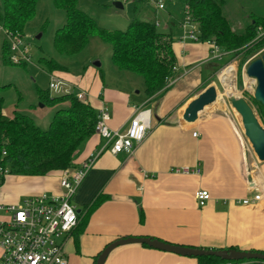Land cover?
Segmentation results:
<instances>
[{
	"label": "crops",
	"instance_id": "0c3cea01",
	"mask_svg": "<svg viewBox=\"0 0 264 264\" xmlns=\"http://www.w3.org/2000/svg\"><path fill=\"white\" fill-rule=\"evenodd\" d=\"M170 33L175 36L173 30ZM180 36L174 44L178 60L174 76L152 98L146 97L144 82L137 77L126 81L122 74L126 72L119 70H112L109 83L100 74L86 82L72 76L70 69L55 72L84 91L97 111L108 106L107 124L113 132L125 133L140 111H150L151 128L132 154L114 155L111 145L95 134L77 156L76 170L103 149L73 198L79 222L64 242L68 264H95L110 244L130 237L204 250L264 251V199L251 206L237 204L253 196L255 184L264 185V162L251 152L234 116L224 108L207 107L194 124L183 122L190 103L215 86L223 68L220 62L228 55L221 49L214 53L208 42H180ZM182 169L196 173L176 172ZM62 177L59 172L7 176L0 204H19L43 194L60 196ZM199 190L211 195L205 206L195 199ZM99 195L106 197L105 202L90 210ZM197 263L193 257L140 244L115 249L105 262Z\"/></svg>",
	"mask_w": 264,
	"mask_h": 264
},
{
	"label": "trees",
	"instance_id": "16d2710c",
	"mask_svg": "<svg viewBox=\"0 0 264 264\" xmlns=\"http://www.w3.org/2000/svg\"><path fill=\"white\" fill-rule=\"evenodd\" d=\"M38 1L1 0L0 28L5 35L9 33L24 37L26 25L36 14ZM229 1L187 0L202 42L213 43L227 55L240 57L241 73L242 66L249 58L264 47V37L258 39L259 28L264 30V17L253 19L239 31L225 15ZM53 2L65 16L64 25L55 32L53 39L60 55L74 57L81 54L91 39L97 36L111 45V61L117 70L142 78L147 98L166 89L178 63L174 49L177 39L172 33H161L155 21L137 17L127 30L111 32L99 27L95 19L79 7L78 0ZM1 55L5 64L27 65V62H13L7 37L2 42ZM39 63L49 75L69 72L68 67L54 59L43 57ZM100 76H103L102 73ZM245 95L264 126V107L253 96ZM38 98L44 105L60 107L46 130L39 128L35 120L24 113L14 111L11 115L4 114L5 98L0 97V189L7 176L45 177L74 169L77 156L96 134L98 111L88 102L80 101L74 95L53 97L42 91L38 93ZM105 200L104 195H99L90 210L97 209ZM195 259L197 264H264L259 260L226 261L214 256Z\"/></svg>",
	"mask_w": 264,
	"mask_h": 264
},
{
	"label": "rangeland",
	"instance_id": "374dc122",
	"mask_svg": "<svg viewBox=\"0 0 264 264\" xmlns=\"http://www.w3.org/2000/svg\"><path fill=\"white\" fill-rule=\"evenodd\" d=\"M125 1L126 0H78V5L84 12L95 19L99 27L111 32L127 30L131 22L137 17L140 20L155 21L161 33L170 34L171 30H173L175 37L181 35L182 30L179 28V23L184 21L188 5L187 0H169L167 1V6L164 11L157 10L144 2L136 0ZM117 2H121L124 5V10L117 9L114 6ZM135 8H137V10H135ZM224 12L233 23L234 28L242 31L253 19L264 17V0H230ZM64 23L65 16L62 11L55 7L53 0L38 1L36 14L26 25L24 31V43L29 46L31 57L30 62L27 63L26 66L4 63L1 55V47L6 35L0 28V97L5 98L4 114L11 115L14 111L24 113L32 117L36 125L43 130L48 129L55 113L60 107L44 105L40 103L38 98V93L40 91L50 94L49 82L51 78L46 69L39 63L41 58L54 59L62 65L70 66L69 69L72 76L83 78L86 82L89 81L94 74L102 73L104 77L108 78L107 81L109 83L111 82L112 70H117L111 61V45L103 42L97 36L91 39L88 47L81 54L74 57L60 55L55 49L53 39L55 32L61 28ZM260 29L262 32L259 31ZM259 30L258 39H261L264 37V30L262 28H259ZM38 36H40L39 39ZM263 55L264 47L249 58L242 66L240 73V57L235 58L234 55L228 54V57H225L223 61L220 62V66H223V68L214 82L218 99L214 104L209 106L208 109L221 107L224 108L226 112H230L234 116L243 134L241 117L233 109L230 102L231 97H233L231 92L233 91L229 90L228 83L226 85L224 84L221 75H231V73L226 70L228 67L234 68L232 77L228 81L234 85L236 96L245 98L253 106L245 93L249 96H253L256 83L253 84L255 81L247 77L246 69L249 64L255 60L261 59ZM96 61L101 62V68L94 67L93 64ZM91 70L93 72L92 74H90ZM122 74H125L123 76H125L126 81L130 80L132 77H137L140 82L143 83L142 78L135 74ZM52 96L54 97V95ZM66 105H68V102ZM253 108L255 109L254 106ZM257 115L259 117L258 113ZM247 144L251 152H254L248 140Z\"/></svg>",
	"mask_w": 264,
	"mask_h": 264
},
{
	"label": "built area",
	"instance_id": "2783aa9c",
	"mask_svg": "<svg viewBox=\"0 0 264 264\" xmlns=\"http://www.w3.org/2000/svg\"><path fill=\"white\" fill-rule=\"evenodd\" d=\"M128 2V0H126ZM125 1V2H126ZM147 3L157 10L164 11L169 0H136ZM182 30L180 42H202L198 25L192 20L190 5H187L185 18L180 23ZM259 31L262 32L260 29ZM10 42L12 60L14 63L30 62V48L24 43V37L6 33ZM214 53L220 49L208 42ZM176 70V68H175ZM50 95H74L78 100L87 102L84 91H77L57 73L50 75ZM170 82V81H169ZM255 84V82L253 83ZM51 95V96H52ZM150 111H140L132 120L125 133L113 132L108 127L110 111L106 104L98 110L96 135L105 139L111 145L114 155L120 153L132 154L135 144L141 143L150 130ZM197 136V133H194ZM103 149L98 153L100 155ZM98 155H92L81 169L66 170L61 179L63 193L60 196L43 194L27 198L19 204H0V249L2 264H68L64 242L66 237L76 228L79 217L73 204V198L92 168ZM184 174L196 173L190 169L176 170ZM199 206H205L211 200L206 190L195 194ZM264 199V185L255 184L251 198L238 201L237 204L251 206Z\"/></svg>",
	"mask_w": 264,
	"mask_h": 264
},
{
	"label": "water",
	"instance_id": "95a60500",
	"mask_svg": "<svg viewBox=\"0 0 264 264\" xmlns=\"http://www.w3.org/2000/svg\"><path fill=\"white\" fill-rule=\"evenodd\" d=\"M117 9L123 10L124 5L121 2L114 4ZM40 36H38V39ZM96 68H101V62L96 61L93 64ZM247 77L255 80L256 88L253 98L264 107V55L261 59L255 60L248 65L246 69ZM218 99L217 89L214 86L207 88L193 102L190 103L183 116V122L192 125L196 122L199 115ZM233 109L240 115L244 135L249 141L257 159L264 162V126L261 123L255 109L245 98H231ZM79 213V212H77ZM140 244L151 247L163 252L173 253L184 257H206L214 256L226 261L259 260L264 262V253L239 251V250H204L189 247L175 246L165 242L157 241L151 238H124L110 244L101 253L95 264H105L107 258L115 249L131 245Z\"/></svg>",
	"mask_w": 264,
	"mask_h": 264
},
{
	"label": "bare ground",
	"instance_id": "6f19581e",
	"mask_svg": "<svg viewBox=\"0 0 264 264\" xmlns=\"http://www.w3.org/2000/svg\"><path fill=\"white\" fill-rule=\"evenodd\" d=\"M226 71H229L231 73V75H221L222 81L224 82L225 85L228 83L229 90L233 91V92H231V94L233 95V97H231V98H240V97L236 96L234 85L231 84L230 81H228L232 77V71H234V68L228 67ZM251 80H253V79H251Z\"/></svg>",
	"mask_w": 264,
	"mask_h": 264
}]
</instances>
